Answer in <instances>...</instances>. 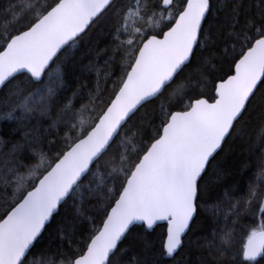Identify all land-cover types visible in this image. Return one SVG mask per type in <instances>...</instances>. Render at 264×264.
I'll list each match as a JSON object with an SVG mask.
<instances>
[{"label": "snow or ice", "instance_id": "6c2138e0", "mask_svg": "<svg viewBox=\"0 0 264 264\" xmlns=\"http://www.w3.org/2000/svg\"><path fill=\"white\" fill-rule=\"evenodd\" d=\"M0 123V264H264V0H0Z\"/></svg>", "mask_w": 264, "mask_h": 264}, {"label": "trees", "instance_id": "16d2710c", "mask_svg": "<svg viewBox=\"0 0 264 264\" xmlns=\"http://www.w3.org/2000/svg\"><path fill=\"white\" fill-rule=\"evenodd\" d=\"M91 35L92 34H90V36ZM89 39L90 37L86 36L84 40L80 44L77 45L76 49L73 50L78 65L87 64L92 59V57L95 56V51H96L95 46L89 43ZM103 39L107 40L108 36L105 35ZM226 70H227V66L224 65V71ZM98 72H99L100 87L103 88L105 69L103 67H100L98 69ZM220 74L222 73L218 71L216 75H220ZM75 75L76 76L81 75L79 68L77 69ZM86 76H87L86 82L89 83L90 85H94L97 80V74L96 73H91V74L86 73ZM212 79L213 77L209 78V82L207 83V86L203 89L206 97L209 99H211V97L214 95V92L212 91V83H211ZM108 87L110 88L111 85H108ZM158 103L159 102L153 105H149L147 109L142 111L141 115H143L145 112L148 114H151L153 109H158ZM0 131L7 133L8 128L6 126V123H0ZM259 159H260L259 153H257L249 161L250 169L248 170V172H246L242 177H237V180L240 181V187H241V192L238 195L247 194V184H248L249 179L254 180L255 179L254 174L259 171ZM61 215H63V210H61ZM101 218H102L101 214L96 212L95 220H96L97 226H99ZM211 228H212V225L210 223L202 221V226L197 230V233L195 237L193 238L192 243L190 245L191 250L185 256V264H197L198 257L204 252V249L199 247L198 245H201L205 242V238L211 232ZM165 236H166V227L157 226L154 228V230L151 232L148 238L157 248H159L162 245ZM45 243H47V239L45 240ZM128 255L133 256L134 252L132 250H129Z\"/></svg>", "mask_w": 264, "mask_h": 264}, {"label": "water", "instance_id": "95a60500", "mask_svg": "<svg viewBox=\"0 0 264 264\" xmlns=\"http://www.w3.org/2000/svg\"><path fill=\"white\" fill-rule=\"evenodd\" d=\"M161 223H163V222H161ZM152 231H153V230H152ZM152 231H151V232H152Z\"/></svg>", "mask_w": 264, "mask_h": 264}]
</instances>
